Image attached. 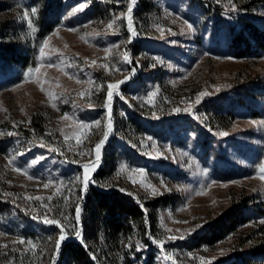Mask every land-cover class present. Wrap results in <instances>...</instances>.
Segmentation results:
<instances>
[{
	"label": "rangeland",
	"instance_id": "1",
	"mask_svg": "<svg viewBox=\"0 0 264 264\" xmlns=\"http://www.w3.org/2000/svg\"><path fill=\"white\" fill-rule=\"evenodd\" d=\"M0 1L6 3L0 20L19 23L28 42L42 0ZM61 1L65 8L38 42L34 64L0 68V264H56L60 227L44 220L64 226L60 244L81 238L90 186L168 201L155 212L153 264H213L264 242V53L236 58L228 47L238 15L264 18V6L255 0H137L130 37L129 0ZM120 81L97 161L95 145L108 130L107 85ZM255 83L261 90L247 96ZM241 90L240 99H251L256 114L209 101L226 91L235 99ZM201 92L207 95L197 103ZM101 169L104 176L96 178ZM224 169L234 176L226 179ZM243 196L257 203L248 221L213 244L195 245L231 198Z\"/></svg>",
	"mask_w": 264,
	"mask_h": 264
},
{
	"label": "trees",
	"instance_id": "2",
	"mask_svg": "<svg viewBox=\"0 0 264 264\" xmlns=\"http://www.w3.org/2000/svg\"><path fill=\"white\" fill-rule=\"evenodd\" d=\"M254 3L264 6V0H255ZM5 7L6 3L0 1V12ZM64 8L61 0H42L39 25L28 36V42L21 39L19 23L0 20V68L15 66L22 69L33 65L38 42L52 28ZM221 20L217 19L219 23ZM228 47L236 58L261 56L264 53V18L238 15L237 25L230 27ZM262 87L264 90V82ZM239 88L242 86L239 85ZM261 88L255 83L245 94L255 97ZM231 91L220 93L209 101L219 109H230L238 104L246 110L250 108V114H256L251 99H240L244 94L242 90L236 91L235 99L228 97L227 93ZM104 172L101 169L95 177L104 176ZM221 175L229 179L234 173L231 169H224ZM254 202L252 197L247 196L231 198L229 206L197 235L194 244H213L234 232L239 224L247 222L249 215L256 212L257 203ZM167 203L164 197L144 200L118 188L90 186L82 204L81 238L60 244L56 264H153L151 239L157 226L155 212ZM149 232L151 238L147 235ZM213 264H264V242Z\"/></svg>",
	"mask_w": 264,
	"mask_h": 264
},
{
	"label": "snow or ice",
	"instance_id": "3",
	"mask_svg": "<svg viewBox=\"0 0 264 264\" xmlns=\"http://www.w3.org/2000/svg\"><path fill=\"white\" fill-rule=\"evenodd\" d=\"M136 2H137V0H129L128 8H127V13H128L127 29H128V31L130 33V37H133V36L136 35L135 25H134L133 20H132V17H131V13L133 11V6L136 4ZM84 6L85 5L82 3L80 5V9H83ZM231 10H233V11H236L237 10L235 4L232 5V9ZM32 12L34 14L35 13V9H32ZM23 16L27 20L28 19V16H29L28 11H25L23 13ZM28 26H29V28H32V22L30 20L28 21ZM108 28L109 29L113 28V24L110 23L108 25ZM188 28L191 29L192 28V25L191 24H188ZM128 42L130 43L131 42V39H129ZM45 46H46V44H45ZM105 51H108V49H105ZM40 52H41V56H43V54H44V47H41ZM123 59H124L125 62H128V63L131 62L130 59H129V56L127 54V52L125 53ZM93 63H95V62H93ZM52 66H53L52 64H49L48 65V67H52ZM36 71H39V69H36ZM120 83H124V81H120L118 83H109L107 85V95H106L105 107L108 108V121H109L108 124H107V129L108 130L104 132V139H102L98 144L95 145V149H96V160L97 161H99V159H100V149H101V146L105 143V140L107 139V136L109 135V132L111 131V128H112V124H111V108H110V105L112 103V99H113L114 94H118V91L117 90L119 88V84ZM153 95H155V93H153ZM205 95H207V93H205V92L199 93L198 96L196 97V102L198 103L199 100H200V98L203 97V96H205ZM121 98H123V97H121ZM149 99H151V97H149ZM175 110L176 111H180V109H175ZM64 119H68V117L65 115ZM95 123H96L97 126H99L100 121L98 120ZM262 123H264V122H262ZM91 126H92L91 124H81L80 125V127H84V128H90ZM9 135H11V133H9ZM219 135H221V136H227L228 133L227 132H220ZM76 142L79 144L80 143V140L77 139ZM41 146H43V145H41ZM93 167H95V165H93ZM89 170H90L89 169V165L85 164L84 165V177H83V186H84V189L85 190L87 189V185L89 183V177H88ZM133 171H138V172L141 173V175L143 174V170H141V169H133ZM260 172L262 173L261 179H264V167H261L260 168ZM31 178L32 177H29V179H31ZM134 183H135V181H134ZM44 187L45 188H48L49 187V184H47V183L44 184ZM152 191L155 193L156 190L153 189ZM35 199L39 200L40 197H35ZM48 199L51 200V197H48ZM79 214H80V208L77 207L76 208V216H75V219L77 221H79V219H80V215ZM44 222L47 223V224H56L58 227H60L59 239H58V241L56 243V246H55L56 252L58 254L59 249H60V241H63L66 238L64 226L60 224V221L58 219H45ZM73 230L75 231L76 236L79 237L80 236V232L78 230H75L74 226H73ZM147 235L149 236V238H151V233L150 232L147 233ZM169 239H175V237H169ZM154 242H156V241H154ZM19 243L20 244H24L25 241L23 239H21V240H19ZM28 243L31 244L32 242L29 241ZM159 244H160L161 249H163V242H159ZM5 247H6V245H5ZM137 250H139V249H137Z\"/></svg>",
	"mask_w": 264,
	"mask_h": 264
}]
</instances>
